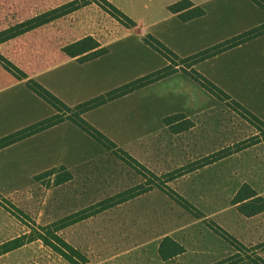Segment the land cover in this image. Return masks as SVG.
<instances>
[{
  "label": "crops",
  "instance_id": "1",
  "mask_svg": "<svg viewBox=\"0 0 264 264\" xmlns=\"http://www.w3.org/2000/svg\"><path fill=\"white\" fill-rule=\"evenodd\" d=\"M70 1L26 0L2 7L23 9V22ZM178 1L108 0L135 23L133 28H125L91 4L0 44V54L74 107L166 67L168 62L144 43L147 35L185 58L264 24V11L250 0H189L205 14L188 22L168 11ZM86 37L95 39L106 52L87 61H80L84 55L71 58L63 52ZM195 70L264 123V35L198 63ZM54 114L24 81L0 65V138ZM177 114L195 127L172 134L163 119ZM83 119L146 166L155 154H184L201 131L208 143L222 138L237 142L256 133L180 72L90 110ZM248 154H263L256 160H264V141L228 158ZM110 155L75 125L61 123L0 150V194L17 200L40 185L35 176L59 166L73 175L63 185L74 184L104 167Z\"/></svg>",
  "mask_w": 264,
  "mask_h": 264
},
{
  "label": "rangeland",
  "instance_id": "2",
  "mask_svg": "<svg viewBox=\"0 0 264 264\" xmlns=\"http://www.w3.org/2000/svg\"><path fill=\"white\" fill-rule=\"evenodd\" d=\"M24 1L26 0H0V32L21 23L20 20L26 17L22 13L23 9L4 8L3 4H22ZM225 106L238 119L243 120ZM202 132L192 137L196 141H190L185 153L179 157L175 151L155 154L147 162L150 167L144 161L141 162L142 165L160 177L242 141L230 143V139L222 138L208 143ZM257 134L256 131L254 135ZM262 155L233 156L168 184L200 214H190L184 210L161 191L163 182L153 181L147 172L131 169L113 154L104 167H98L74 184L53 188L40 184L28 189L19 199L6 201L28 216L30 221L21 217L28 226L31 223L46 226L122 191L144 184L140 174L143 173L156 186L151 191L60 233L67 243L86 256L85 264H216L235 254L241 260L235 264H254L252 261L256 262V258L264 262V213L245 218L231 205V201L238 188L247 183L245 180L250 182L248 184L258 195L264 197V160H256ZM5 207L10 210L9 206ZM7 209L0 201V245L30 233L28 227ZM211 222L220 226L235 241L230 244L215 235L208 228ZM165 237L179 243L185 252L162 261L158 248ZM0 264L69 263L42 242L34 241L0 256ZM257 264L264 263L257 261Z\"/></svg>",
  "mask_w": 264,
  "mask_h": 264
},
{
  "label": "trees",
  "instance_id": "3",
  "mask_svg": "<svg viewBox=\"0 0 264 264\" xmlns=\"http://www.w3.org/2000/svg\"><path fill=\"white\" fill-rule=\"evenodd\" d=\"M250 1L264 11V0ZM91 4L97 5L100 9L106 12L110 17L115 19L125 28H133L136 26L131 19H129L121 11L116 9L113 5H111L108 0H73L1 31L0 44L19 37L41 26L49 24L56 19L69 15ZM168 11L176 15L182 22H188L195 18L202 17L205 14L202 8L195 6L189 0H180L170 5L168 7ZM263 35L264 24L185 58H180L159 40L151 35H147L144 37V43L154 51H156L168 62V65L166 67L144 77H141L137 80H134L128 84H125L103 95L95 97L89 101L78 104L74 107H68L67 105H65L62 101H60L39 83H37L33 79H29L23 71H21L11 61L0 54V65L17 80L24 81L25 86L31 92L45 101L55 110V114L53 116L37 122L31 126L23 128L19 131H16L8 136L0 138V150L31 136H34L42 131L57 126L61 123L69 122L75 125L78 129H80L84 134H86L94 142L99 144L106 151L111 152L113 155L118 157L131 169L147 172L149 173V175H151L153 181L160 180L161 182H163L161 191L164 192L176 204L181 206L184 210L188 211L190 214H193V212L200 214V212L196 208H194V206H192L187 200L176 194L168 186V184L189 173L203 169L264 141V123L239 103H237L235 100H233L223 90H221L206 77L196 71L195 66L200 62L208 60L214 56H217L223 52H226L232 48L240 46ZM63 52L71 58H76L84 55L80 59V61H87L104 54L106 50L100 48L98 42L92 37H86L80 41L64 47ZM178 72L187 76L218 101L227 105L246 123L253 127L258 132V134L226 148H222L217 152L204 156L196 161L188 163L185 166H182L176 170L157 177L149 172L141 163L131 157L127 152L118 148L115 143L104 136L100 131L86 122L83 119V114L90 110L101 107L111 101L126 96L136 90L144 88L150 84H153L157 81L172 76L173 74ZM163 123L166 127L169 128L172 134H180L195 127L194 122L189 120L183 114L166 117L163 119ZM140 174L144 179V184H140L133 188L122 191L112 197L97 202L87 208L63 217L46 226H36L34 223H31V226L25 224L21 219L23 218L30 221L28 216H26L13 204L6 201V199L3 198L0 194V201L2 205H4V208L7 209L5 205L9 206L10 210L7 209L8 212L16 217L19 221L24 223L30 230V233L23 234L17 238L1 244L0 256L14 251L26 244H30L34 241H40L46 247L50 248L52 251L61 256L69 264H85L87 261L86 256L79 250L71 246L69 243H67L61 237L60 233L70 226L95 217L116 206L124 204L136 197H139L151 191L154 187H156L153 181H150L145 177V174ZM72 179L73 175L64 166L52 168L34 177V181L40 183L46 188L58 187L67 182H70ZM231 205L235 206L236 211L245 218L255 217L259 214L264 213V197L258 195L256 191L247 183H243L238 188L234 197L232 198ZM208 228L215 235H217L227 243L231 244L232 241H235L234 238L230 236V234H228L225 230H223L220 226L213 222H211ZM184 252V247L170 237L163 238L158 248V255L162 261L173 259L183 254ZM256 260L258 261V263H264L260 258H256ZM239 261H241L240 257L238 256V254H235L228 259L217 262L216 264H235ZM257 261L252 262L254 264H257Z\"/></svg>",
  "mask_w": 264,
  "mask_h": 264
}]
</instances>
